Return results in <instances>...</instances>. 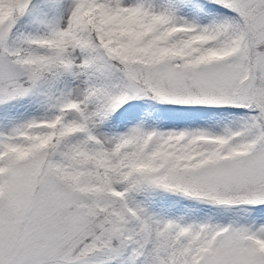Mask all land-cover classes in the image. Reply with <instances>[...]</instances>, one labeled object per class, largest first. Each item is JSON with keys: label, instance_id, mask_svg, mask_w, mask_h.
I'll use <instances>...</instances> for the list:
<instances>
[{"label": "snow or ice", "instance_id": "obj_1", "mask_svg": "<svg viewBox=\"0 0 264 264\" xmlns=\"http://www.w3.org/2000/svg\"><path fill=\"white\" fill-rule=\"evenodd\" d=\"M0 264H264V0H0Z\"/></svg>", "mask_w": 264, "mask_h": 264}]
</instances>
